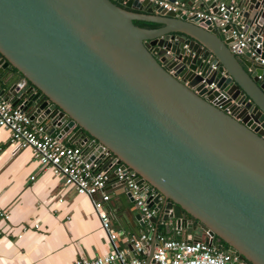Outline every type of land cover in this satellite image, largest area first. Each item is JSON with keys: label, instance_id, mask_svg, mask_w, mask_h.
<instances>
[{"label": "water", "instance_id": "obj_1", "mask_svg": "<svg viewBox=\"0 0 264 264\" xmlns=\"http://www.w3.org/2000/svg\"><path fill=\"white\" fill-rule=\"evenodd\" d=\"M230 17L264 40V0ZM220 23L156 0H0V94L62 135L79 126L156 189L148 261L183 230L264 264V66Z\"/></svg>", "mask_w": 264, "mask_h": 264}, {"label": "crops", "instance_id": "obj_2", "mask_svg": "<svg viewBox=\"0 0 264 264\" xmlns=\"http://www.w3.org/2000/svg\"><path fill=\"white\" fill-rule=\"evenodd\" d=\"M221 1L243 3L242 11L250 0ZM74 128L63 137L65 142L78 141ZM61 131L56 127L53 132L60 135ZM105 190L111 195L105 208L121 234L119 245L131 248L128 239L148 231V221L140 216L115 172ZM155 229L153 222L152 237ZM161 235L184 238L183 230ZM113 248L92 198L68 187L53 167L39 163L31 147L19 148L10 131L0 127V264H72Z\"/></svg>", "mask_w": 264, "mask_h": 264}, {"label": "built area", "instance_id": "obj_3", "mask_svg": "<svg viewBox=\"0 0 264 264\" xmlns=\"http://www.w3.org/2000/svg\"><path fill=\"white\" fill-rule=\"evenodd\" d=\"M156 1L169 11L183 9V13L190 17L210 21L220 19V26L226 32L230 30L226 28L231 24L232 36L237 40V44L233 45L234 53L240 57L246 56L245 48L248 47V51L256 56V61L264 66V56L256 53V50L264 53V40H258L257 35L249 37L247 33L236 29L235 19L230 17V14L240 13V5L236 2L220 0L216 5L220 14H217L213 8L198 10L184 8L186 5L180 0L175 3L168 0ZM250 41L252 45H249ZM257 77L264 83V74H258ZM213 86L212 83L211 87ZM0 127L10 131L11 141L19 148L31 147L39 163L44 167H53L68 187L92 198L94 208L114 248L111 252L94 258H78L72 264H254L249 260L240 259L237 253L229 249L221 248L212 241L208 233L198 241L158 235L152 259L148 261L147 255L153 239L151 219L156 215L155 209L150 206L149 197L156 195L155 188H151L149 184H140L137 173L123 167L118 157L94 137L79 132L77 142H65L63 139L65 135L50 131V127L53 128L50 121L43 122L38 118H32L21 104H14L11 99L1 94ZM112 172H115L119 181L125 184L130 199L150 227L148 231L128 239L131 248L119 245L121 234L112 226L110 214L105 208L106 202L111 199L105 188Z\"/></svg>", "mask_w": 264, "mask_h": 264}, {"label": "trees", "instance_id": "obj_4", "mask_svg": "<svg viewBox=\"0 0 264 264\" xmlns=\"http://www.w3.org/2000/svg\"><path fill=\"white\" fill-rule=\"evenodd\" d=\"M135 24L142 26V27H150V28H156L159 27L160 24L156 23V22H149V21H144V20H134ZM79 128V126H76L75 129L77 130ZM87 135H89V133H86ZM90 136V135H89ZM176 238H182L180 236H175ZM220 245V244H219ZM221 248L224 249H229V245L228 243H226L225 241H221Z\"/></svg>", "mask_w": 264, "mask_h": 264}, {"label": "flooded vegetation", "instance_id": "obj_5", "mask_svg": "<svg viewBox=\"0 0 264 264\" xmlns=\"http://www.w3.org/2000/svg\"><path fill=\"white\" fill-rule=\"evenodd\" d=\"M151 48L154 49V46H152ZM154 53H156V55H158L157 52H154ZM178 78L182 79L183 77H181L180 75H178ZM200 235H201V234H200Z\"/></svg>", "mask_w": 264, "mask_h": 264}, {"label": "rangeland", "instance_id": "obj_6", "mask_svg": "<svg viewBox=\"0 0 264 264\" xmlns=\"http://www.w3.org/2000/svg\"><path fill=\"white\" fill-rule=\"evenodd\" d=\"M197 232L199 233V235L200 234L203 235V233H204L202 230H200V231L198 230Z\"/></svg>", "mask_w": 264, "mask_h": 264}, {"label": "bare ground", "instance_id": "obj_7", "mask_svg": "<svg viewBox=\"0 0 264 264\" xmlns=\"http://www.w3.org/2000/svg\"><path fill=\"white\" fill-rule=\"evenodd\" d=\"M79 129V128H78Z\"/></svg>", "mask_w": 264, "mask_h": 264}]
</instances>
